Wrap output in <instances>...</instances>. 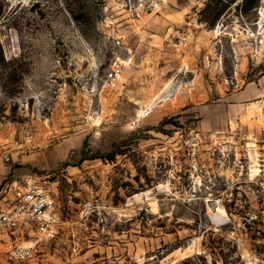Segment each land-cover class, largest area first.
<instances>
[{
  "label": "rangeland",
  "instance_id": "obj_1",
  "mask_svg": "<svg viewBox=\"0 0 264 264\" xmlns=\"http://www.w3.org/2000/svg\"><path fill=\"white\" fill-rule=\"evenodd\" d=\"M241 4L0 0V154L56 196L43 264H264V0Z\"/></svg>",
  "mask_w": 264,
  "mask_h": 264
},
{
  "label": "built area",
  "instance_id": "obj_2",
  "mask_svg": "<svg viewBox=\"0 0 264 264\" xmlns=\"http://www.w3.org/2000/svg\"><path fill=\"white\" fill-rule=\"evenodd\" d=\"M0 158L10 160L8 154ZM11 191L12 201L0 206V259L7 264H43L50 254L42 252L43 248L60 228L56 196L33 179L24 184L7 182L0 192L7 195Z\"/></svg>",
  "mask_w": 264,
  "mask_h": 264
},
{
  "label": "crops",
  "instance_id": "obj_3",
  "mask_svg": "<svg viewBox=\"0 0 264 264\" xmlns=\"http://www.w3.org/2000/svg\"><path fill=\"white\" fill-rule=\"evenodd\" d=\"M51 160V159H50ZM21 162L18 159H15V157H12V161L5 162L4 160H0V190L4 189L5 184L8 182L6 181L7 178L12 177L11 181H21L20 179H24L27 177L32 176L31 174H28L24 169L16 168L15 164H20ZM0 192V196H1ZM1 203V199H0Z\"/></svg>",
  "mask_w": 264,
  "mask_h": 264
},
{
  "label": "trees",
  "instance_id": "obj_4",
  "mask_svg": "<svg viewBox=\"0 0 264 264\" xmlns=\"http://www.w3.org/2000/svg\"><path fill=\"white\" fill-rule=\"evenodd\" d=\"M234 1V0H232ZM257 2V0H242V4H241V9L245 12L247 11H250L251 9H253L254 7V4ZM220 14H218L219 16ZM3 16V13H2V9H1V5H0V18ZM116 154V148H114L112 150V152L104 155L103 157L106 158V159H113L114 158V155Z\"/></svg>",
  "mask_w": 264,
  "mask_h": 264
},
{
  "label": "bare ground",
  "instance_id": "obj_5",
  "mask_svg": "<svg viewBox=\"0 0 264 264\" xmlns=\"http://www.w3.org/2000/svg\"><path fill=\"white\" fill-rule=\"evenodd\" d=\"M218 32H219V31H218V30H216V31H215V33H214V32H212V33H214V34H215V36H216V35H218V34H219ZM151 101H153V98L151 99ZM152 103H153V102H152ZM216 211H217V212H220V211H221V207H220V206H218V208L216 209Z\"/></svg>",
  "mask_w": 264,
  "mask_h": 264
}]
</instances>
